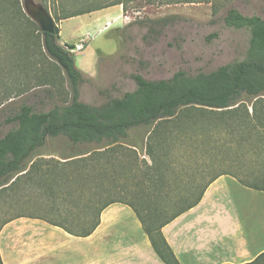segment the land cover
<instances>
[{
    "label": "rangeland",
    "instance_id": "1",
    "mask_svg": "<svg viewBox=\"0 0 264 264\" xmlns=\"http://www.w3.org/2000/svg\"><path fill=\"white\" fill-rule=\"evenodd\" d=\"M25 1L21 0V6L27 13ZM28 1L44 6L60 28L59 43L76 57L84 75L80 100L93 105L134 90L135 73L151 80L167 79L179 70L189 74L209 72L244 59L250 31L226 26L223 16L228 7H235L246 15L264 18V0H128L125 8L117 4L67 18L63 16L109 0ZM213 1L220 2L217 13ZM20 28L18 35L11 26H0V136L15 127L5 119L22 104L47 111L72 98L66 73L45 54L38 41L37 45L30 38L25 42L24 27ZM245 99L237 115L195 116L196 124L188 125L179 136H171L164 149L157 147L155 161L139 155L147 152L145 130H131V141L116 143L111 152L94 151L86 157L90 158L87 167L82 161L63 162L59 153L64 142L49 140L42 151L48 160L44 166L58 170L65 185H60V178L53 183L48 177L40 184L23 179L10 195L7 189L0 191V226L9 217L21 214L58 220L92 216V211L112 199L139 201L135 203L146 213L151 207H166V198L185 196L193 200L207 179L220 172L254 182L255 176L264 173V115L262 121L249 120L246 106L252 112L253 99ZM119 163L124 164L122 171L102 174L103 164L118 168ZM79 171H85L84 175H77ZM72 178L83 182L80 191L71 193ZM174 186L183 194L166 193ZM154 240L162 248L157 236Z\"/></svg>",
    "mask_w": 264,
    "mask_h": 264
},
{
    "label": "trees",
    "instance_id": "2",
    "mask_svg": "<svg viewBox=\"0 0 264 264\" xmlns=\"http://www.w3.org/2000/svg\"><path fill=\"white\" fill-rule=\"evenodd\" d=\"M180 1L203 0H168L167 3ZM127 3L128 0H109L88 10L65 15L63 18L117 4H122L125 8ZM219 4V1H213L214 13H217ZM223 20L228 27L249 29V47L244 59L221 65L209 72L200 71L189 74L179 70L167 79L151 80L135 73L132 75L137 84L134 90L125 92L121 97L109 99L103 104L93 105L80 100V84L84 80V75L77 66L76 57L59 43L58 34L42 31L32 17L25 13L21 0H0V26H11L18 35H20V26H23L24 41L30 38L34 45H37V41L39 42L45 54L66 73L72 91L69 103L54 105L47 111H36L32 105L22 104L15 114L5 119L7 123H14L15 127L0 136V191H5L9 186L10 190L14 191L23 179L34 180L40 184L48 177H51L50 182L53 183L58 182L60 178V185H65L58 170L44 166L48 164V160L42 151L49 140L59 139L64 142L59 153L64 159L63 162L82 161L84 167H87V161L90 158L86 157L92 156L94 151H106L116 143L131 141V130H145L146 151L155 161L157 147L164 149L166 141L171 136L174 134L179 136L186 132L188 125L196 124L195 116L206 117L214 113L237 115L240 105L246 104L245 97L253 99L252 112L249 106L245 105L249 120L254 121L258 118V121H262L264 115V18L257 14L246 15L235 7H228ZM213 36L216 34L214 33ZM66 45L75 47L74 44L66 43ZM123 165L119 163L117 168L113 164L106 167L103 164L102 174L107 176L110 175V171L112 173L122 171ZM161 169L162 167H157L158 171ZM84 173L85 171H79L77 175H84ZM224 173L232 174L244 185L264 190V173L257 174L254 182H250L238 174L220 172L207 179L193 200L185 196L166 198V207L162 205L151 207L147 210L149 212H146L147 214L143 213L135 203L139 201L126 202L138 215L156 252L167 264H180V262L165 239L162 227L197 205L210 183ZM160 175L162 176L163 173L161 172ZM71 180V193L80 191L83 182L76 178ZM173 192L180 193L177 186L166 193L173 194ZM113 201L116 200L104 201L101 207L92 211V216L73 218L64 216L60 220L41 215L33 216L60 226L71 234L87 236L100 224L104 207ZM156 236L160 239L162 248L156 245L154 240ZM0 264H5L1 253ZM245 264H264V252L252 262Z\"/></svg>",
    "mask_w": 264,
    "mask_h": 264
},
{
    "label": "crops",
    "instance_id": "3",
    "mask_svg": "<svg viewBox=\"0 0 264 264\" xmlns=\"http://www.w3.org/2000/svg\"><path fill=\"white\" fill-rule=\"evenodd\" d=\"M114 200L87 236L71 234L33 215L13 216L0 229L4 263L167 264L126 203L130 200ZM162 233L180 264L252 262L264 252V190L224 173L210 183L197 205L164 225Z\"/></svg>",
    "mask_w": 264,
    "mask_h": 264
},
{
    "label": "water",
    "instance_id": "4",
    "mask_svg": "<svg viewBox=\"0 0 264 264\" xmlns=\"http://www.w3.org/2000/svg\"><path fill=\"white\" fill-rule=\"evenodd\" d=\"M25 10L39 24L42 31L55 34L60 33V28L56 25L53 17L46 11L44 6L25 1Z\"/></svg>",
    "mask_w": 264,
    "mask_h": 264
}]
</instances>
